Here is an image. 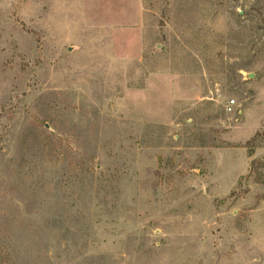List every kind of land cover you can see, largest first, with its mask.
I'll list each match as a JSON object with an SVG mask.
<instances>
[{"label":"rangeland","instance_id":"1","mask_svg":"<svg viewBox=\"0 0 264 264\" xmlns=\"http://www.w3.org/2000/svg\"><path fill=\"white\" fill-rule=\"evenodd\" d=\"M0 264H264V0H0Z\"/></svg>","mask_w":264,"mask_h":264},{"label":"built area","instance_id":"2","mask_svg":"<svg viewBox=\"0 0 264 264\" xmlns=\"http://www.w3.org/2000/svg\"><path fill=\"white\" fill-rule=\"evenodd\" d=\"M230 103H231V104H234V100H231Z\"/></svg>","mask_w":264,"mask_h":264}]
</instances>
